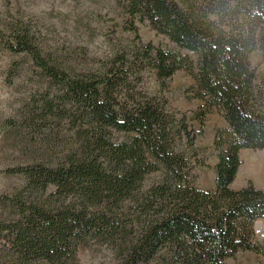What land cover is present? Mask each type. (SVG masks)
Instances as JSON below:
<instances>
[{"label": "trees", "instance_id": "trees-1", "mask_svg": "<svg viewBox=\"0 0 264 264\" xmlns=\"http://www.w3.org/2000/svg\"><path fill=\"white\" fill-rule=\"evenodd\" d=\"M136 44L96 69L41 48L24 23L0 30V46L27 56L43 90L7 122L27 162L6 170L24 188L1 196L0 264H79L94 243L117 264H225L240 253L264 257V190H233L243 150H264V0H119ZM147 23L171 48L143 43ZM17 64L10 70L15 78ZM185 72L187 99L200 103L199 130L143 89ZM216 128L215 188L196 187L209 167L196 150L207 118ZM155 179L149 182L151 178ZM263 223L260 234L259 224Z\"/></svg>", "mask_w": 264, "mask_h": 264}, {"label": "rangeland", "instance_id": "rangeland-1", "mask_svg": "<svg viewBox=\"0 0 264 264\" xmlns=\"http://www.w3.org/2000/svg\"><path fill=\"white\" fill-rule=\"evenodd\" d=\"M129 19L120 7L119 0H0V30L9 35L11 27L24 23L31 27L41 48L58 57L68 58L71 65L80 70L96 69L100 60L111 59L135 46V35L128 30ZM136 24L143 43H152L164 49L172 47L169 40L157 35L149 24L139 21ZM252 63L258 66L264 76V57L261 52L254 55ZM15 64L17 76L11 78L10 70ZM33 72L27 56L7 52L0 46V197L11 196L25 185L23 177L8 176L5 172L27 162L22 145L7 122L18 120L20 110L31 95L43 90L44 86ZM143 76L142 89L149 96L164 95L169 108L186 115L195 129L199 130L195 115L200 103L189 101L185 95L186 89L193 85V80L185 72L176 74L169 82L168 91L163 93L153 72L146 71ZM212 116L216 118L217 113L210 115L206 122L214 124ZM214 139L204 129V134L196 144L200 158L209 166L196 168L193 172L196 187L200 190L212 191L215 188L217 152L213 147ZM244 155L258 159L264 156V150H243L241 156ZM243 168L242 161V167L231 188L241 190L251 182L256 189L264 190L259 179L249 175L240 176ZM154 179L152 177L149 182ZM6 213L5 207L0 204V219L6 218ZM258 229L262 234L263 223L260 222ZM77 257L79 264H117L111 249L94 243L81 248ZM225 264H264V257L249 252L240 253Z\"/></svg>", "mask_w": 264, "mask_h": 264}, {"label": "bare ground", "instance_id": "bare-ground-1", "mask_svg": "<svg viewBox=\"0 0 264 264\" xmlns=\"http://www.w3.org/2000/svg\"><path fill=\"white\" fill-rule=\"evenodd\" d=\"M244 168L240 173V176H252L259 179L262 187H264V156L254 159L251 155L241 156Z\"/></svg>", "mask_w": 264, "mask_h": 264}, {"label": "crops", "instance_id": "crops-1", "mask_svg": "<svg viewBox=\"0 0 264 264\" xmlns=\"http://www.w3.org/2000/svg\"><path fill=\"white\" fill-rule=\"evenodd\" d=\"M212 119L214 120L213 121L214 124H210L209 122H206L207 124L205 127V132L210 133V136L214 137L215 129L216 128H226L227 124L223 121V119L218 114H217L216 118L212 116Z\"/></svg>", "mask_w": 264, "mask_h": 264}]
</instances>
